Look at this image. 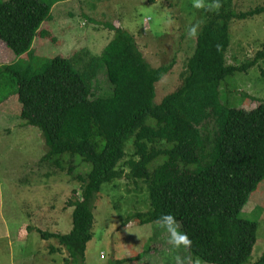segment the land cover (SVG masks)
I'll return each mask as SVG.
<instances>
[{
    "label": "trees",
    "instance_id": "1",
    "mask_svg": "<svg viewBox=\"0 0 264 264\" xmlns=\"http://www.w3.org/2000/svg\"><path fill=\"white\" fill-rule=\"evenodd\" d=\"M59 2H0V42L16 57L29 54L37 38L52 35L43 24ZM219 2L218 11L208 8L214 0L202 11L183 84L158 104L155 88L172 62L152 68L134 36L113 24L106 26L113 39L82 70L75 68L78 60L62 56L38 72L21 62L1 67L7 88L18 98L21 118L42 133L48 150L43 161L61 165L70 159L68 172L81 183L67 203L70 231L37 230L43 240H57L64 248L65 264H84L102 186L124 176L143 181L149 202L146 212L127 217L125 224L132 219L167 223L164 218L171 215L191 241L188 249L195 261L246 264L251 258L259 223L242 213L264 182V100L248 96L257 100L249 109L230 106L222 96L230 89V78L264 60V50L242 64L226 60L232 23L264 14V5L245 12L237 11L233 0ZM229 95L242 99L238 95L245 94L236 89ZM129 141L133 153L125 172L119 165ZM75 162L90 168L79 174ZM254 264H264V252Z\"/></svg>",
    "mask_w": 264,
    "mask_h": 264
},
{
    "label": "rangeland",
    "instance_id": "2",
    "mask_svg": "<svg viewBox=\"0 0 264 264\" xmlns=\"http://www.w3.org/2000/svg\"><path fill=\"white\" fill-rule=\"evenodd\" d=\"M7 1V0H0ZM42 1V0H41ZM47 0H44V2ZM204 7L195 0H62L53 7L51 19L43 30L55 35L36 39L29 54L16 57L0 42V68L17 62L32 71L42 70L48 62L62 56L78 60L79 70L100 56L113 39L106 28L113 24L126 29L152 68L172 62L173 67L155 88L154 103L183 84L188 63L196 51L197 35L204 17ZM264 5V0H233L237 11H249ZM67 28V30H65ZM195 29V35L190 30ZM54 39V40H53ZM264 50V14L250 20L234 21L231 44L226 54L229 65L242 64ZM76 68V69H77ZM235 77V78H234ZM230 78V89L222 99L230 106L252 108L264 100V60L244 74ZM0 69V264H65L67 252L57 240H43L37 230L67 234L71 227L72 208L67 206L72 191L80 182L68 172L70 159L43 161L47 147L40 129L27 125L21 118V106L14 89ZM243 93L241 98L229 95ZM230 96V101H229ZM246 96V97H244ZM213 122L209 123L212 127ZM215 126V125H214ZM127 157L119 168L129 172L127 161L133 153L132 142L126 147ZM66 157V156H64ZM78 159V158H77ZM79 160V159H78ZM77 173L88 168L75 162ZM73 166V165H72ZM75 172V171H74ZM94 237L85 250L84 264H207L192 258L188 247L171 242L166 222L140 224L127 217L149 209L146 187L141 180L126 176L106 183L98 196ZM242 216L257 220V243L246 264H254L264 252V182L259 184L243 209ZM177 231L183 233L176 223ZM58 251H51V248ZM140 255L138 258L137 256ZM104 256V258H102Z\"/></svg>",
    "mask_w": 264,
    "mask_h": 264
},
{
    "label": "clouds",
    "instance_id": "3",
    "mask_svg": "<svg viewBox=\"0 0 264 264\" xmlns=\"http://www.w3.org/2000/svg\"><path fill=\"white\" fill-rule=\"evenodd\" d=\"M195 7L201 8L204 7L203 0H195ZM221 7V4L219 0H214V3L212 5H209V10L218 11ZM190 35H195V29L190 30ZM167 221L166 227L168 228V231L171 233V242L175 245H183L184 247H189L191 245V241L188 239L186 234L180 233L177 231V226L174 217L171 215L164 218Z\"/></svg>",
    "mask_w": 264,
    "mask_h": 264
},
{
    "label": "crops",
    "instance_id": "4",
    "mask_svg": "<svg viewBox=\"0 0 264 264\" xmlns=\"http://www.w3.org/2000/svg\"><path fill=\"white\" fill-rule=\"evenodd\" d=\"M61 3H62V2H61ZM49 29H51V30H50V33L55 35V32H54L55 29H54V27H53V28H49ZM65 30H67V28H66Z\"/></svg>",
    "mask_w": 264,
    "mask_h": 264
},
{
    "label": "built area",
    "instance_id": "5",
    "mask_svg": "<svg viewBox=\"0 0 264 264\" xmlns=\"http://www.w3.org/2000/svg\"><path fill=\"white\" fill-rule=\"evenodd\" d=\"M102 258H104V257L102 256Z\"/></svg>",
    "mask_w": 264,
    "mask_h": 264
}]
</instances>
